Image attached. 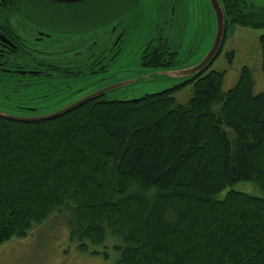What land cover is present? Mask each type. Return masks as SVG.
<instances>
[{
  "label": "trees",
  "instance_id": "obj_1",
  "mask_svg": "<svg viewBox=\"0 0 264 264\" xmlns=\"http://www.w3.org/2000/svg\"><path fill=\"white\" fill-rule=\"evenodd\" d=\"M218 2L226 30L264 28V7ZM224 77L206 70L177 89L192 84L186 105L175 90L43 122L0 117V246L64 215L81 251L110 241L115 264H264V197L227 190L264 195V94L247 67L225 94Z\"/></svg>",
  "mask_w": 264,
  "mask_h": 264
},
{
  "label": "flooded vegetation",
  "instance_id": "obj_2",
  "mask_svg": "<svg viewBox=\"0 0 264 264\" xmlns=\"http://www.w3.org/2000/svg\"><path fill=\"white\" fill-rule=\"evenodd\" d=\"M198 1L0 0V112L39 117L55 100L58 111L130 60L141 70L165 69L151 61L182 67L181 41ZM201 15L196 31L206 33L208 11ZM106 98L113 100L92 101Z\"/></svg>",
  "mask_w": 264,
  "mask_h": 264
},
{
  "label": "rangeland",
  "instance_id": "obj_3",
  "mask_svg": "<svg viewBox=\"0 0 264 264\" xmlns=\"http://www.w3.org/2000/svg\"><path fill=\"white\" fill-rule=\"evenodd\" d=\"M256 6H264V0H246ZM189 9L192 10L191 5ZM188 9V10H189ZM207 10L205 0H199L194 17L190 19L182 37V67H191L198 64L207 54L212 44L211 37L207 31L199 33L196 31L197 21L201 20L202 12ZM203 10V11H202ZM208 28V25H207ZM264 36V28L251 29L229 24L226 30L223 47L220 54L214 60L208 71L224 73L222 93L232 89L238 81L240 70L247 67L251 73L254 83V95L264 94V73L261 70V47L259 39ZM191 47V50H188ZM233 53L231 63H228L226 54ZM137 60H130L123 64L124 70L117 73L109 71L98 79L93 85L86 83L80 87L83 92H94L118 83L144 76L136 84L110 93V98L117 99H136L144 94L158 93L172 89L186 78H174L168 72L155 74L152 69L141 70L136 66ZM82 92V93H83ZM193 96L192 84L180 90H176L172 97L177 105H186ZM62 101L55 100L45 107V112L51 113L55 109V104ZM219 105L214 106L218 111ZM1 113L6 114L4 111ZM229 137L233 138L231 130L224 128ZM243 192L253 196L264 197V195L250 183H239L227 190ZM223 196V194L221 195ZM80 243L69 238V228L64 215H55L45 221L41 226L35 227L28 232L27 236L21 239H12L0 246V264H115L118 254L109 241L103 245L93 246L86 243L87 252L81 251Z\"/></svg>",
  "mask_w": 264,
  "mask_h": 264
},
{
  "label": "water",
  "instance_id": "obj_4",
  "mask_svg": "<svg viewBox=\"0 0 264 264\" xmlns=\"http://www.w3.org/2000/svg\"><path fill=\"white\" fill-rule=\"evenodd\" d=\"M58 1H64V2H73V1H79V0H58ZM250 3V2H249ZM255 8H263L264 6H256L253 3H250ZM207 11H208V28L207 33L208 37H211L212 44L210 48L208 49L207 54L202 58V60L196 64L195 66L191 67H180V68H172V69H159L154 70L158 72H154L155 74H161L168 72V75L173 76L174 78H186L185 81L177 84L174 88L164 90L158 93L153 94H144L142 97L136 98V99H117L116 102L120 103H128V102H138L141 99L149 96H157L164 93H169L172 91H175L179 89L180 87L184 86L187 82L191 81L192 79L198 77L203 72L209 69V67L212 65L214 60L218 57L219 53L221 52V49L223 47V42L225 38V32H226V25H225V18L224 14L222 12L221 6L218 2V0H208L207 4ZM144 76L136 77L134 79H129L127 81L118 83L113 86L106 87L104 89H98L94 92L88 91L83 92L82 89H79V94H85L83 97L76 96L70 98L69 104H67L62 109L47 113L46 115L39 116V117H32V118H26V117H17L13 115L3 114L0 112V117L4 118L9 121L13 122H20V123H30V122H43V121H49L58 118L59 116L66 114L88 102H91L94 99H98L100 97L109 95L112 92H115L116 90H120L126 87H130L140 80L143 79ZM83 92V93H82Z\"/></svg>",
  "mask_w": 264,
  "mask_h": 264
}]
</instances>
